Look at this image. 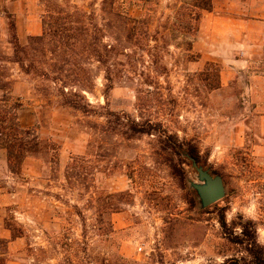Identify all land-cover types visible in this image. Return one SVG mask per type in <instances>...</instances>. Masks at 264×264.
Segmentation results:
<instances>
[{
  "label": "rangeland",
  "instance_id": "obj_1",
  "mask_svg": "<svg viewBox=\"0 0 264 264\" xmlns=\"http://www.w3.org/2000/svg\"><path fill=\"white\" fill-rule=\"evenodd\" d=\"M40 2L43 32L16 55L0 0V80L42 143L16 172L0 149V264H222L248 222L264 246V93L199 64L191 1ZM166 135L198 147L223 200L201 208Z\"/></svg>",
  "mask_w": 264,
  "mask_h": 264
},
{
  "label": "crops",
  "instance_id": "obj_2",
  "mask_svg": "<svg viewBox=\"0 0 264 264\" xmlns=\"http://www.w3.org/2000/svg\"><path fill=\"white\" fill-rule=\"evenodd\" d=\"M5 3L15 15L22 46L29 37L41 35L40 0H5ZM212 3L211 11H200L195 33L199 64L218 63L225 82L241 75L247 80L245 93H264V0H212ZM31 110L36 112L34 108ZM36 116L33 114L30 122L21 115V126L25 129L37 126Z\"/></svg>",
  "mask_w": 264,
  "mask_h": 264
},
{
  "label": "trees",
  "instance_id": "obj_3",
  "mask_svg": "<svg viewBox=\"0 0 264 264\" xmlns=\"http://www.w3.org/2000/svg\"><path fill=\"white\" fill-rule=\"evenodd\" d=\"M185 0L182 4H185ZM186 10H190L191 13L195 11L196 22H199L201 17V10L211 11L213 9L212 0H190ZM10 29L16 31V23L11 21ZM198 30V25L195 28V33ZM15 53L18 55L20 52L26 53L27 47L22 46L19 43L18 35H13ZM34 38V37H33ZM32 38V39H33ZM39 39V38H38ZM93 52H96L95 50ZM99 56V55H98ZM100 58V57H98ZM17 63L23 68L21 60H17ZM63 63L66 65V61ZM32 65V64H31ZM211 65V64H209ZM62 71L61 69H59ZM71 83V84H70ZM65 87L78 86V83L66 81ZM6 83H2L0 80V90H4L6 93L0 98V149H4L7 152L8 162L10 169L16 172L30 156L39 153L42 149V143L39 140L38 135L34 129H25L21 126L18 111L22 107V104L16 102L11 96ZM65 93V91H61ZM73 98L79 97L78 94L72 95ZM65 104L74 108H83L86 111L87 105L81 106L77 101H72V98L67 99ZM89 106V105H88ZM131 131L135 134H154L152 129L140 130L137 128L139 124L133 123ZM161 143L164 145L165 150H170L172 156L182 157V154H187L194 157L199 164H201L200 151L194 144L180 143L177 137L173 135H166L161 139ZM223 229L226 231L227 223L225 218L221 221ZM241 233L233 236L229 235L228 239L231 243L242 247L237 255L226 259L222 264H264V246L258 240V228L253 222H248L241 225Z\"/></svg>",
  "mask_w": 264,
  "mask_h": 264
},
{
  "label": "water",
  "instance_id": "obj_4",
  "mask_svg": "<svg viewBox=\"0 0 264 264\" xmlns=\"http://www.w3.org/2000/svg\"><path fill=\"white\" fill-rule=\"evenodd\" d=\"M191 161L192 167L197 171V181H191L190 186L200 199L201 208H208L226 196V186L221 175H213L203 166H200L194 157L184 154Z\"/></svg>",
  "mask_w": 264,
  "mask_h": 264
},
{
  "label": "clouds",
  "instance_id": "obj_5",
  "mask_svg": "<svg viewBox=\"0 0 264 264\" xmlns=\"http://www.w3.org/2000/svg\"><path fill=\"white\" fill-rule=\"evenodd\" d=\"M262 235H264V233H262Z\"/></svg>",
  "mask_w": 264,
  "mask_h": 264
}]
</instances>
